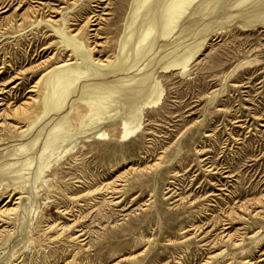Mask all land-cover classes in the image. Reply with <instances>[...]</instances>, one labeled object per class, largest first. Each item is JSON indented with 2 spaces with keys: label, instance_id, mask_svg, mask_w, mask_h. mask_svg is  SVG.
I'll list each match as a JSON object with an SVG mask.
<instances>
[{
  "label": "rangeland",
  "instance_id": "374dc122",
  "mask_svg": "<svg viewBox=\"0 0 264 264\" xmlns=\"http://www.w3.org/2000/svg\"><path fill=\"white\" fill-rule=\"evenodd\" d=\"M0 264H264V0H0Z\"/></svg>",
  "mask_w": 264,
  "mask_h": 264
},
{
  "label": "bare ground",
  "instance_id": "6f19581e",
  "mask_svg": "<svg viewBox=\"0 0 264 264\" xmlns=\"http://www.w3.org/2000/svg\"><path fill=\"white\" fill-rule=\"evenodd\" d=\"M100 1V0H99ZM22 2V1H21ZM20 2V3H21ZM8 3V2H7ZM108 3V2H107ZM3 4V3H2ZM46 5V4H45ZM6 6V4H5ZM3 7V6H2ZM20 7V6H19ZM40 7V6H39ZM38 7V8H39ZM7 10V9H6ZM34 11V10H33ZM53 11V10H52ZM26 17V16H25ZM101 19V18H100ZM89 20V19H88ZM38 22V21H37ZM54 22V21H53ZM99 24V23H98ZM42 25V24H41ZM66 27V26H65ZM96 27V26H95ZM66 44L71 47L78 55L79 58L81 57V68L83 72L88 73L89 77L94 79H105L109 77L110 75L118 72V68L120 69L121 65L109 63L105 64L101 61H95L91 58V56L81 48V46L78 43L72 42L71 40H66ZM96 46V45H95ZM98 46V45H97ZM70 59V58H69ZM97 60V59H96ZM122 68V67H121ZM36 86V85H35ZM35 89V88H34ZM37 100V99H36ZM32 101V100H31ZM31 104V103H30ZM30 104L28 107H30ZM33 104V103H32ZM31 104V105H32ZM28 105V103H27ZM26 106V105H25ZM26 107V108H28ZM24 109H18V112L21 113ZM26 110V109H25ZM24 110V111H25ZM31 110V109H30ZM17 112V111H15ZM15 114V113H14ZM19 114V113H18ZM48 169V166H42L39 164V167L37 171L35 172L36 177H39L41 174L45 172V170ZM11 209V208H10ZM255 211V210H254ZM12 212V211H10Z\"/></svg>",
  "mask_w": 264,
  "mask_h": 264
}]
</instances>
